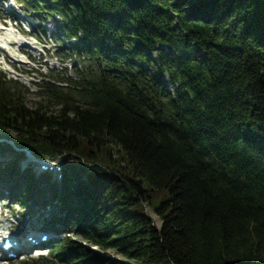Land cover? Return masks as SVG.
Listing matches in <instances>:
<instances>
[{"label": "trees", "instance_id": "obj_1", "mask_svg": "<svg viewBox=\"0 0 264 264\" xmlns=\"http://www.w3.org/2000/svg\"><path fill=\"white\" fill-rule=\"evenodd\" d=\"M14 1L94 64L0 72V199L64 235L23 264H264V0Z\"/></svg>", "mask_w": 264, "mask_h": 264}, {"label": "rangeland", "instance_id": "obj_2", "mask_svg": "<svg viewBox=\"0 0 264 264\" xmlns=\"http://www.w3.org/2000/svg\"><path fill=\"white\" fill-rule=\"evenodd\" d=\"M32 17V11L26 5H19L14 0H0V22L3 23L4 19L8 22L0 38V46L4 47V49H0V72L8 78L18 80L20 87L25 90L28 105L35 107L38 102L48 96V93L43 89L44 84L55 83L60 86L56 79L57 75L79 81L82 75H87L94 69V64L87 58L70 59L65 57L64 55L67 52L61 50V46L57 41L56 33L58 31L55 23L49 21L46 26H42L35 22ZM9 19L12 21L11 24L17 25V29L10 26ZM10 30L13 34L10 33ZM26 31H30L32 37L26 35ZM27 43L30 47L23 45ZM66 46H69V43H66ZM18 49H22L21 51L26 55L23 56L22 53L18 52ZM5 61L9 64H5ZM55 162L58 163L57 165L62 166L61 161L57 160ZM27 164L33 165L34 168H40V163L30 159L25 161L24 167ZM52 209L44 211L35 208L36 213L29 216L27 212H23L12 201H0V221H3L1 231H13L17 239L26 242L28 237L36 233L37 237L47 234L52 240L60 239L64 235L40 230H43L44 219L50 217ZM147 210L156 224L161 226L160 218L154 214L150 207H147ZM58 229L63 230V227L59 226ZM28 247H31V245ZM27 258L24 261L30 259ZM24 261L16 258L5 264H23Z\"/></svg>", "mask_w": 264, "mask_h": 264}, {"label": "bare ground", "instance_id": "obj_3", "mask_svg": "<svg viewBox=\"0 0 264 264\" xmlns=\"http://www.w3.org/2000/svg\"><path fill=\"white\" fill-rule=\"evenodd\" d=\"M2 223H3V221H0V230L2 229ZM20 242H23V241H20ZM22 244H20V246H21ZM29 245H28V243H26L25 244V247H28Z\"/></svg>", "mask_w": 264, "mask_h": 264}]
</instances>
